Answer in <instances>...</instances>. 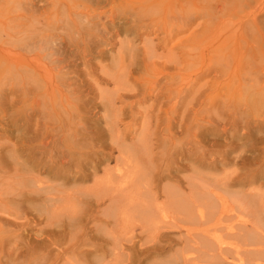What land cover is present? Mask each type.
Segmentation results:
<instances>
[{
  "label": "bare ground",
  "instance_id": "1",
  "mask_svg": "<svg viewBox=\"0 0 264 264\" xmlns=\"http://www.w3.org/2000/svg\"><path fill=\"white\" fill-rule=\"evenodd\" d=\"M202 1L2 4L10 10L0 9V264H264V136L253 134L264 135V120L243 121L246 112L236 109L228 115H239L232 130L221 132L244 141L219 145L206 140L197 118L209 107L201 99L203 72L213 73V94L226 80L225 98L235 96L231 42L226 52L210 49L209 64L191 67L189 83L180 74L214 41L216 30L203 52L189 55L192 41L206 34L191 13ZM219 4H209L210 15ZM214 98L209 110L220 118ZM160 111L167 131L194 127L192 140L168 148L172 133L156 137ZM211 128L214 137L222 134ZM160 142L168 148L163 159ZM245 146L253 150L247 154ZM243 147L230 161L224 156ZM197 151L201 156L192 157ZM183 159L198 162L192 177H176L186 169ZM222 164L233 168L211 172ZM176 241L183 247L167 256Z\"/></svg>",
  "mask_w": 264,
  "mask_h": 264
},
{
  "label": "rangeland",
  "instance_id": "2",
  "mask_svg": "<svg viewBox=\"0 0 264 264\" xmlns=\"http://www.w3.org/2000/svg\"><path fill=\"white\" fill-rule=\"evenodd\" d=\"M1 1H3V0H0V2ZM5 1V3L4 2H2V3H0L1 5H0V9L2 8H4V7H6L7 5H8V0H4ZM130 1H135V0H127V2H125L124 3V5H128L129 3L128 2H130ZM204 1H206V2H204ZM211 1V0H210ZM229 1V0H228ZM227 0H224L223 1V4H222V0H221V4L222 5H220L221 7L223 6L225 9L224 10H219L218 8H220V6H218L215 10L217 11L216 13H215V15L213 16V15H210L209 13H210V10L211 9H209V4H210V6L212 5V4H214V2H215V0H212L211 2H209V0H203L202 2H204V3H201V4H197V8L199 9L200 7L202 8V9H204V10H202V11H200V10H198L197 8H196V10L194 9V11H192L191 13H193L194 12V15H195V13H197L196 15H198V22H200L201 21V23H203L204 25L206 24L207 26H205V28H203L204 30H206V31H204V33H206L205 35H204V38L203 37H199V40L200 39H203V40H200V41H198V42H200V43H202L203 42V44H198L197 45V43L198 42H196V44H195V41H194V43H193V41H192V43L191 44H193L192 46H193V48H192V46H191V50H190V48H189V50L191 51H189L190 53H189V55H191V53H192V55H195V54H197V53H199V51L200 52H203L204 51V53H206V55L204 54V56L202 57V59L200 60V61H196L195 63H194V65H193V63H191L189 66H190V68L188 67V70L186 69L185 71L183 70V71H180V74L181 75H183V77H185L186 76V79H187V82L189 83L191 80L189 79V81H188V78H193L194 77V75L193 74H190L189 72H191V70H192V68L191 67H196L195 65H200V64H204V65H207V63L209 64L211 61H207V60H209V59H211L212 61H213V57H214V52H212L211 50L213 49V47H214V49L215 48H217V51H219V50H225V47L227 48L226 50H228V47H230L229 45H231L232 47H230L229 49H231L232 50V48H236V52H234V49H233V52H231V50H228L227 52H229L230 53V57H232L233 56V58H235L234 60V64H233V66L232 65H230L231 67H227V69H229V68H231L232 69V71H233V74H232V76H233V78H232V83H233V86H235L234 87V94H235V96H232L231 97V95H227L228 96V98H225L226 96H225V88L224 89H222L221 90V88H223L224 87V84L225 83H223V81L224 82H226V80H223L222 81V83L220 84V85H222V86H220L219 85V90H218V92L219 91H221V93H223L222 94V96H221V98H217V93L216 94H213L215 91H213V89H212V87H211V84L209 83V81H210V79L212 80V78H213V73H206V72H203V76L205 77H203L201 80H200V83H203V81H205L206 82V89H208V86L210 85V87H209V89H208V91H206V89L204 88V90L206 91V93L208 94H206L205 95V91H204V93H203V90H202V93L204 94V96H203V94H201V99L203 100V104H205L206 103V106H209V107H206L205 108V105H203V107H204V109H206L205 111H203V112H201V113H199V116L200 117H198L197 116V118H199L200 119V124L201 125H203L202 127H204V130L206 131V133H209V135H208V137H206V140H208L209 142H212V140H211V138L213 139V138H216V139H219V141H221V142H219L218 144L220 145L221 143H223L224 145H227L230 141H236V142H240V143H242L244 140H238V138L236 137L235 138V136L234 137H229V134H227V136L225 135V133H222L223 131V129H225V131L227 130V132L229 131V130H232V124H230L229 122H232L233 120H235L234 118H237L238 116H234V117H230V116H228V115H230L231 113H234L235 112V110H236V112L237 111H240L239 113H242V112H246V113H242V114H244V116H246V114H247V117H244L242 120L243 121H246V122H252V123H254V122H257V121H263L264 120V118L263 119H261L262 117H264V103H262V102H264L263 101V99H258V98H264V94H263V92H264V19H261L262 17L264 18V0H230L229 2H228ZM258 1V2H257ZM226 2H228V4L226 3ZM255 2H256V4H257V6H256V4H255ZM228 5V8H226V4ZM233 3H234V5H233ZM2 4H7L6 6L4 5V6H2ZM206 4V5H205ZM202 5V6H201ZM231 5V6H230ZM208 7V8H207ZM222 7V8H223ZM253 7V8H252ZM209 9V11H205V10H207V9ZM230 8V9H229ZM228 9V10H227ZM8 10H10L9 8L8 9H3L2 10V12L3 13H7V12H9ZM214 10V11H215ZM250 10V11H249ZM263 10V11H262ZM6 11V12H5ZM198 11V12H197ZM202 13L203 11H204V13H206V17H204V15L203 14H201L200 12ZM218 11H220L221 13H219V15H218V17H220V20H224V21H220L219 19H218V17H217V19L216 18H214L215 16H217L216 14H218ZM247 11V12H246ZM249 12V13H248ZM258 12V13H257ZM261 12V13H260ZM208 14V15H207ZM51 16H55L56 15V13H55V11H52L51 12V14H50ZM199 15H202L201 17H203V18H205V19H203V18H201ZM226 15V16H225ZM251 15H253L252 17L253 18H255V19H253L252 17H251ZM207 16H208V18H207ZM243 17V18H242ZM249 17L251 18V19H249ZM200 18H201V20H200ZM211 19V20H209L208 21V19ZM228 18V22L230 23V26L228 25L229 23L228 22H226L227 19ZM207 19V20H206ZM215 19V20H214ZM259 19H261V20H263L262 21V23H261V21L259 20ZM219 20V22H216V21H218ZM210 21H211V23L213 22V21H215L216 22V24H215V22H213L212 24H215L214 26H215V28H214V26H213V29H211V23H210ZM233 23H231V22ZM235 21V22H234ZM260 21V22H259ZM221 22V23H220ZM222 22L224 23V24H222ZM252 22H254V23H252ZM209 23H210V26H209ZM221 25H220V24ZM228 23V24H227ZM256 24L258 25V26H256ZM219 25V26H218ZM232 25V26H231ZM234 25V26H233ZM255 26V28H254V26ZM217 26L218 27H222L223 29H225L224 27L226 26V27H228V29L224 32L223 31V29H216L217 28ZM235 28H237L235 31H234V29ZM200 29H202V26H201V28ZM211 29V32L209 31ZM233 30V33H231V31ZM255 29H256V31H255ZM216 30V31H215ZM218 30V31H217ZM221 30L223 31L222 33H221ZM231 30V31H230ZM200 31V30H199ZM213 31V32H212ZM214 31H215V33H214ZM228 31V32H227ZM261 31V32H260ZM209 32V34H207ZM211 33H214V34H212V36H213V40L214 41H212L210 38H209V36H211L210 34ZM217 33V34H216ZM228 35H227V34ZM255 33V34H254ZM257 33V34H256ZM229 34H234V36L233 35H229ZM207 35H208V37H207ZM228 37V39L225 37ZM255 35H257V36H255ZM219 36V37H218ZM223 36H224V38H223ZM232 36V37H231ZM255 36V37H254ZM231 37V38H230ZM234 37V38H233ZM245 37V38H244ZM206 38V39H205ZM223 38V39H222ZM192 39V38H191ZM190 39V40H191ZM217 41H216V40ZM245 39V40H244ZM260 41H259V40ZM196 40V39H195ZM205 40H206V42H211L212 41V43L211 44H209L208 43V46H207V44L206 43H204L205 42ZM233 40V41H232ZM258 40V41H257ZM218 41H222V43L224 42H226V44L224 45H222V43H219ZM229 41V42H228ZM237 41V42H236ZM191 42V41H190ZM230 43V44H228V43ZM218 43V44H217ZM190 44V45H191ZM204 44H206V47L204 46ZM220 44L222 45V47L223 48H220L221 46H220ZM228 44V45H227ZM236 44V45H235ZM263 44V45H262ZM189 45V46H190ZM197 45V46H196ZM200 45V46H199ZM211 46V48H210V46ZM214 45H216V46H214ZM228 47H227V46ZM201 46H204L203 48L201 47ZM235 46V47H234ZM197 49H196V48ZM201 48L203 49V51L201 50ZM205 48H206V50H207V52H206V50H205ZM257 48V49H256ZM193 49V50H192ZM211 49V50H210ZM210 50V51H209ZM226 50H225V52H226ZM214 51V50H213ZM252 51H253V53H252ZM209 52V53H208ZM210 53L212 54V55H210ZM215 53H216V49H215ZM209 55V56H208ZM254 55V56H253ZM208 56V57H207ZM211 56V57H210ZM213 56V57H212ZM252 57V58H254L252 61H254L255 62V64H254V62L252 63V61H251V63H250V57ZM209 58V59H208ZM204 60V61H203ZM203 61V62H202ZM207 61V62H206ZM97 61L96 60H94V63H96ZM198 63V64H197ZM184 63H182V65H183ZM253 64H254V67H253ZM193 65V66H192ZM235 66V67H234ZM235 68V69H234ZM260 68H261V70H260ZM258 69V70H257ZM255 71V72H254ZM139 75V74H138ZM137 75V76H138ZM143 75H145V73L143 74ZM188 75V76H187ZM192 75V76H191ZM139 77V76H138ZM140 77H141V74H140ZM210 77V78H209ZM206 78H208L207 79V81H206ZM235 78V79H234ZM236 83H235V82ZM230 82H231V80H230ZM208 84V85H207ZM240 88V89H239ZM212 91H211V90ZM240 90H241V92H240ZM248 90H251L252 92L250 93V91H248ZM211 91V92H210ZM223 91V92H222ZM239 91V92H238ZM249 92V93H247L246 94V92ZM260 91V92H259ZM263 91V92H262ZM213 92V93H212ZM245 92V93H244ZM259 94V95H255V94H257V93ZM212 93V94H211ZM238 93V94H237ZM239 93H241V98H239V97H237V96H239ZM255 93V94H254ZM252 94V95H251ZM246 95V96H245ZM249 95V96H248ZM210 98V99H212L213 100V96H215L216 98H217V104L219 105V108H218V110H219V112L221 113V115L223 116H220V118L218 117V115L216 114V113H214L213 111H211V110H209V109H212L211 108V106H210V103H208V102H211L212 100H210L208 97ZM252 96H254V97H256V98H254V97H252V99H251V97ZM205 97V98H204ZM207 97V98H206ZM204 98V99H203ZM216 98H214V99H216ZM232 98V99H231ZM236 98V99H235ZM239 98V99H238ZM206 99H208V100H206ZM230 99V100H229ZM234 99H235V101H234ZM237 99H238V101L239 102H236L237 101ZM240 99L241 100H243L242 102L243 103H245L246 104V106L247 107H245V104H242V102H240ZM255 99L257 100V102L255 101ZM205 100H206V102H205ZM249 100H250V102H249ZM219 101V102H218ZM232 101V102H231ZM256 103H255V102ZM249 102V103H248ZM259 102V103H258ZM232 103V104H231ZM236 103V104H235ZM238 103L239 104H241V106H244V108H242L241 106H239L238 105ZM262 103V104H261ZM229 104H231V105H229ZM257 104H260V106H258ZM146 105L147 104H145V105H141L140 107L139 106H136V108L138 107L139 109H142V108H145L146 107ZM226 105V106H225ZM227 105H229V106H227ZM237 105V106H236ZM229 107V108H228ZM241 109H240V108ZM251 109H249V108ZM253 107H255V108H253ZM207 108H208V110H207ZM224 108V109H223ZM228 109V110H227ZM240 109V110H239ZM245 109H246V111H245ZM248 109H249V113H247V111H248ZM234 110V111H233ZM253 110V111H252ZM255 110H256V113H255ZM162 111V110H161ZM159 112L160 114H162L161 116H163L164 115V112ZM210 111H211V114H210ZM260 111L261 113H258V112ZM102 113V112H101ZM252 113H254V114H252ZM159 114V115H160ZM171 114V113H170ZM259 114H261V116L259 115ZM159 117V119H162V120H158V125H160V126H158V129L156 128V131H157V135H156V137L158 136V133L161 131V136H158L160 139H161V137H167V135L165 134V132L166 133H169V134H171V137H168L167 139H168V141L171 143H168V141L166 142H164L165 144H167V146H169L168 148H171V149H173V147H175V145H176V147H178V146H180V145H185L184 143L185 142H189L190 141V139L192 140V136H193V131L192 130H195L194 129V127H193V129L192 128H189L188 129V131H186L185 130V128L183 127V128H177V127H175V128H171V130H165V129H167L166 127H165V124H164V117L166 116V115H164L163 117ZM216 116V117H215ZM213 117H214V119H213ZM251 117H252V119H251ZM258 119H257V118ZM166 118V117H165ZM193 118V116H191L190 117V120ZM216 118L217 119H221L220 121V123H219V120H216ZM232 118V119H231ZM250 118V119H249ZM208 120H209V123H211V124H209L208 123ZM231 120V121H230ZM250 120V121H249ZM254 120V121H253ZM161 122H163L162 123V125L160 124ZM190 122H192V121H190ZM264 122V121H263ZM216 125H218L219 126V131L218 132H221L222 134L219 136V137H214V135L213 134H215V131H213L212 133H211V127H213V126H215V124ZM220 125H219V124ZM163 124H164V126H163ZM192 124H194L193 122H192ZM223 124V125H222ZM102 125V123L100 122V126ZM206 125V126H205ZM222 125V126H221ZM162 126V127H161ZM162 129H161V128ZM164 127H165V129H164ZM209 127H210V129H209ZM222 127V128H221ZM164 129V130H163ZM183 129V130H182ZM207 129H209V131L207 130ZM159 130V131H158ZM163 130V131H162ZM182 130V131H181ZM186 131V132H183V131ZM171 131V132H170ZM190 131V132H189ZM240 131H244V132H240ZM246 130L245 129H243V130H238V133L241 135H244L243 133H246L245 132ZM176 132V133H175ZM187 132H189V133H187ZM195 132V131H194ZM187 133V134H186ZM191 133V134H190ZM217 133V132H216ZM165 134V135H164ZM168 134V135H169ZM255 136H254V135ZM252 135L255 137V138H257V137H262V136H264L261 132H257L256 134L255 133H253ZM160 135V134H159ZM258 135V136H257ZM172 138V139H171ZM4 140H6V138L4 139ZM171 140H173V141H171ZM228 141L226 144L224 143V141ZM230 140V141H229ZM161 141H163V140H161ZM176 142V143H175ZM161 143V142H160ZM163 143V145H162V143H161V146H159L156 150L157 151H159V154L161 155V153H164L163 154V156L164 157H162V159L163 158H166L165 156H166V152H167V150H168V148L166 147V145ZM170 145H172V147L170 146ZM162 146L166 149H164V148H162ZM247 146H245V149H244V147L243 148H239L238 150H230L229 152L230 153H228L229 155H227V152H225V154H224V156L225 157H227V156H229V157H227V159L230 161L233 157H238L240 154H237V152L238 153H241V152H243V151H241L242 149H244V152L246 153V152H248L247 154H249V152H251L253 149H251V148H249V147H247ZM160 148V149H159ZM251 149V150H250ZM170 150V149H169ZM240 150V151H239ZM264 150V149H263ZM263 150H261V152H262V155H264V153H263ZM162 151V152H161ZM166 151V152H165ZM232 152V153H231ZM197 153V154H196ZM195 153V156L194 155H192V157H199V155L201 156V153H199L198 151ZM221 153H223V152H221ZM115 154V153H114ZM216 154H218V155H216ZM215 155H213V157H215V156H217V157H219V155L221 156V154H220V152H218V153H216ZM232 154H234V155H232ZM236 155V156H235ZM162 156V155H161ZM259 157V156H258ZM257 157V158H258ZM160 162H161V160H160ZM195 162H197L196 160H194V162L192 161V160H187V159H183V160H181V164H186V169L185 170H180L178 173H175V175L177 174V175H179V176H181V177H187L188 175L190 176L191 174V176L190 177H192L193 176V173H195V171L193 172L192 171V166H195L196 168H199L198 167V162L197 163H195ZM190 163V164H189ZM189 164V165H188ZM195 164V165H194ZM188 166L190 167V168H188ZM232 165L231 164H227V165H224V164H222V165H220V168H218L215 172H213V171H211L212 173H214V174H216V175H222L224 172H227V171H230L233 167H231ZM188 168V169H187ZM222 168V169H221ZM175 172H177V171H175ZM210 172V173H211ZM177 175H176V177H177ZM178 176V177H179ZM264 188V187H263ZM40 225H42V223L40 224ZM2 235V232L0 233V236ZM176 244V245H175ZM175 244L173 245V249L174 250H167V252L168 253H166V255L168 256L170 253L172 254V253H174V251H176L175 249H178L179 247H183V244H181L180 242L178 243V241H176L175 242ZM181 249V248H180ZM171 251V252H170ZM165 255V256H166ZM161 258V257H160Z\"/></svg>",
  "mask_w": 264,
  "mask_h": 264
}]
</instances>
